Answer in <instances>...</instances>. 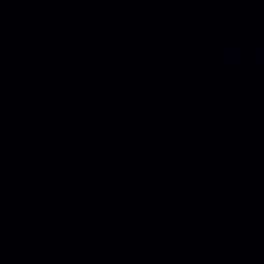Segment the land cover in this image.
<instances>
[{"label":"water","instance_id":"water-1","mask_svg":"<svg viewBox=\"0 0 264 264\" xmlns=\"http://www.w3.org/2000/svg\"><path fill=\"white\" fill-rule=\"evenodd\" d=\"M0 264H264V0H0Z\"/></svg>","mask_w":264,"mask_h":264}]
</instances>
